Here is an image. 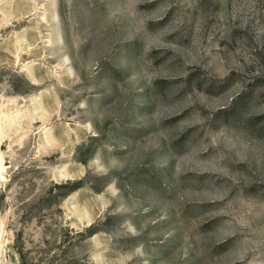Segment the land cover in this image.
<instances>
[{
  "label": "rangeland",
  "instance_id": "obj_1",
  "mask_svg": "<svg viewBox=\"0 0 264 264\" xmlns=\"http://www.w3.org/2000/svg\"><path fill=\"white\" fill-rule=\"evenodd\" d=\"M0 264H264V0H0Z\"/></svg>",
  "mask_w": 264,
  "mask_h": 264
}]
</instances>
